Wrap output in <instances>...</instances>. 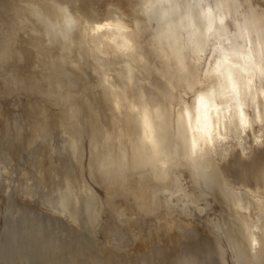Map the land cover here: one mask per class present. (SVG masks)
I'll list each match as a JSON object with an SVG mask.
<instances>
[{"label": "clouds", "instance_id": "9594fccd", "mask_svg": "<svg viewBox=\"0 0 264 264\" xmlns=\"http://www.w3.org/2000/svg\"><path fill=\"white\" fill-rule=\"evenodd\" d=\"M18 5L0 264H264V0Z\"/></svg>", "mask_w": 264, "mask_h": 264}, {"label": "bare ground", "instance_id": "6f19581e", "mask_svg": "<svg viewBox=\"0 0 264 264\" xmlns=\"http://www.w3.org/2000/svg\"><path fill=\"white\" fill-rule=\"evenodd\" d=\"M101 7H103V5H101ZM18 8V0H0V16L6 19L14 20L16 16L19 15ZM104 11L114 20H118L124 14L123 8L121 7L120 3H114L112 8L104 9ZM253 242L255 243V241Z\"/></svg>", "mask_w": 264, "mask_h": 264}, {"label": "rangeland", "instance_id": "374dc122", "mask_svg": "<svg viewBox=\"0 0 264 264\" xmlns=\"http://www.w3.org/2000/svg\"><path fill=\"white\" fill-rule=\"evenodd\" d=\"M1 250L3 251V248L2 247H0V252H1L0 255L3 253Z\"/></svg>", "mask_w": 264, "mask_h": 264}]
</instances>
